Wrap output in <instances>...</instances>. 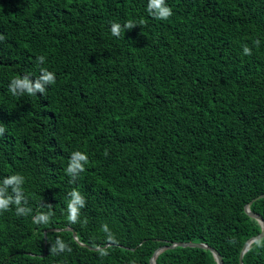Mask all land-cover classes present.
Here are the masks:
<instances>
[{"label":"trees","instance_id":"trees-1","mask_svg":"<svg viewBox=\"0 0 264 264\" xmlns=\"http://www.w3.org/2000/svg\"><path fill=\"white\" fill-rule=\"evenodd\" d=\"M148 2L0 0V183L22 175L31 209L0 213V264H151L180 241L241 264L261 232L245 206L264 217V0H166L168 20ZM41 68L56 75L45 94H11ZM76 151L89 162L73 181ZM74 189L86 200L75 224ZM60 239L71 251L52 255ZM156 262L218 264L197 246ZM243 262L264 264V236Z\"/></svg>","mask_w":264,"mask_h":264},{"label":"clouds","instance_id":"clouds-1","mask_svg":"<svg viewBox=\"0 0 264 264\" xmlns=\"http://www.w3.org/2000/svg\"><path fill=\"white\" fill-rule=\"evenodd\" d=\"M148 13L157 20H168L173 15V10L167 5L166 0H149L147 5ZM137 25L133 21H127L123 26L119 23L113 22L111 24V34L115 37H120L123 30H128L136 27ZM3 35H0V40H3ZM260 41L257 39L254 41L256 47H259ZM243 54L250 56L252 55V49L247 45L243 47ZM38 63L43 64L45 57L40 56L37 58ZM39 75L35 79V83L29 79L28 75L23 77H14L9 84V91L14 96H22L25 93L29 96H35L37 93L45 94L47 87L46 85H54L56 83V75L54 72L49 71L47 68H41ZM6 129L0 126V136H3ZM89 162V157L86 153L81 151L73 152L69 162V166L66 169L67 174L72 178L73 181L85 170V165ZM25 178L20 174H13L6 177L2 183H0V213L10 211L12 206H15V211L18 216L28 215L31 212L30 208H25L23 201L25 199L23 193V185ZM11 187V193L8 192V188ZM72 199L68 202V221L70 223L79 222L80 209L85 207V197L78 191L72 190L69 193ZM51 206H49L50 208ZM52 213H40L33 217L34 223L47 224L50 220ZM103 231L107 234V239L113 241L115 239L114 234L110 231L107 224L103 225ZM58 247H52L49 249L52 255H59L65 251H71V248L62 240H58ZM231 243V241H230ZM99 254L101 257L107 256L109 253L107 249L100 248Z\"/></svg>","mask_w":264,"mask_h":264},{"label":"water","instance_id":"water-1","mask_svg":"<svg viewBox=\"0 0 264 264\" xmlns=\"http://www.w3.org/2000/svg\"><path fill=\"white\" fill-rule=\"evenodd\" d=\"M263 196H264V194H261V195H259L257 198H260V197H263ZM252 202H253V200H252L251 202H249V203L245 206V209H246V211H247L251 216L257 218V219L260 221V223H261V225H262V230H261L260 233H258V234H256V235L252 236L251 238H249V239L245 242V244H244V246H243V248H242L241 254H240V263H241V264H244V262H243V255H244V253L249 249V247L251 246L252 242H254L255 240H257V239H259V238H261V237L264 236V217H263L262 215H260L259 213L253 212V211L251 210V208H250V204H251ZM75 237L78 239V237H77L76 234H75ZM176 246H197V247L209 248V249L213 252V254H214V256H215V258H216V260H217V263H218V264H224V260H223L222 255H221V254L219 253V251H218L217 249H215L214 247H211V246H209V245L206 244V243H201V242H186V241L173 242V243H168V244H164V245L159 246V247L155 250L153 256L151 257V259H150V263H151V264H157V262H156V258H157V255H158L160 252H162V251L165 250V249L173 248V247H176ZM97 248H99V247H97Z\"/></svg>","mask_w":264,"mask_h":264}]
</instances>
